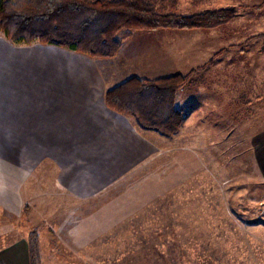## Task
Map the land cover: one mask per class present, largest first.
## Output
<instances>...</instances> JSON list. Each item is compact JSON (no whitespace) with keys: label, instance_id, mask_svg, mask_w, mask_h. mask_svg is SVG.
<instances>
[{"label":"crops","instance_id":"1","mask_svg":"<svg viewBox=\"0 0 264 264\" xmlns=\"http://www.w3.org/2000/svg\"><path fill=\"white\" fill-rule=\"evenodd\" d=\"M191 1L245 4V0ZM224 26L121 30V49L111 58L90 57L56 44H16L0 32V132L13 133L17 143L2 145L18 148L16 162L4 156L0 163V209L11 210V198L21 209L22 197L56 200L55 194L61 193L80 208L131 169L159 155V149L170 147L174 136L141 127L107 105V90L131 77L156 79L201 67L196 73L204 75L196 87L186 92L183 87L177 93L183 125L175 134L181 137L194 117L195 125L210 124L225 132L222 143L216 145L231 148L238 143L233 136L230 140L233 128L219 117L234 116L228 101L245 100V91H250L245 87V61L235 62L234 53L230 54H245V47L238 46L245 36L231 32L227 38L219 31ZM220 50L211 64L203 66ZM238 68L241 71L234 73L232 69ZM176 141L179 148L186 146L184 141ZM137 210L138 206L126 213ZM179 226L171 222L158 226L161 230L147 240L144 264H212L217 259L214 253L207 254L209 247L203 252V242L197 239L182 246L176 230ZM0 264H30L27 237L1 246Z\"/></svg>","mask_w":264,"mask_h":264},{"label":"rangeland","instance_id":"2","mask_svg":"<svg viewBox=\"0 0 264 264\" xmlns=\"http://www.w3.org/2000/svg\"><path fill=\"white\" fill-rule=\"evenodd\" d=\"M150 1L160 13L237 8L236 16L219 31L227 38L231 32L245 36L238 45L245 47V54H230L234 53L235 62L245 61V87L250 91H245V100L228 101L234 116L219 119L233 128L230 140L233 136L238 143L231 148L216 145L225 132L210 124L195 125L191 117L181 137L172 135L170 147L159 149V155L131 169L80 208L61 192L53 197L56 200L22 197L21 209L11 198L12 211L0 209V247L28 238L30 230L38 227L41 264H144L148 238L155 237L162 223L171 222L180 225L176 230L182 246L197 239L203 242V252L210 248L207 254L217 258L212 264H264V224L258 223L264 221V0L235 5ZM254 5L258 7L251 8ZM200 68L191 71L182 91H192L202 80L204 74L196 73ZM12 136L0 132V163L4 156L16 162L18 148L2 145L17 144ZM176 140L186 146L179 148ZM137 206V213H126Z\"/></svg>","mask_w":264,"mask_h":264},{"label":"trees","instance_id":"3","mask_svg":"<svg viewBox=\"0 0 264 264\" xmlns=\"http://www.w3.org/2000/svg\"><path fill=\"white\" fill-rule=\"evenodd\" d=\"M236 14V7L188 15L160 13L150 0H0V32L16 44H56L90 57L111 58L121 49V30L212 28ZM191 74L131 77L107 90L105 100L141 127L172 136L183 121L176 94ZM27 241L30 264H41L38 227L30 230Z\"/></svg>","mask_w":264,"mask_h":264}]
</instances>
